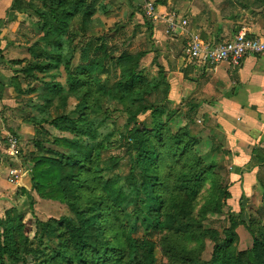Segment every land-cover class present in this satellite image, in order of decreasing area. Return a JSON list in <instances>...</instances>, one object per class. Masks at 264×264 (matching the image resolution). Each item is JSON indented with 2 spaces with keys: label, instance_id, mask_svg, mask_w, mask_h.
Instances as JSON below:
<instances>
[{
  "label": "trees",
  "instance_id": "1",
  "mask_svg": "<svg viewBox=\"0 0 264 264\" xmlns=\"http://www.w3.org/2000/svg\"><path fill=\"white\" fill-rule=\"evenodd\" d=\"M107 5L13 0L7 10L34 20L29 59L11 64H27L19 72L43 89L23 91L18 73L7 86L17 101L36 93L43 103L39 117L23 121L33 127L39 149L30 158L31 187L42 200L65 206L68 215L31 222L6 212L0 264H157L156 249L163 264H264V222L245 225L241 209L228 211V227L220 233L207 226L230 198L221 172L226 152L210 145L202 151L207 141L197 122L206 115L188 103L171 105L158 57L149 75L141 66L149 51L110 48L127 23L105 28L98 15H111ZM45 75L63 81L38 77ZM69 101L74 105L67 111ZM115 149L120 154L112 155ZM238 226L251 236L247 250L237 248ZM207 241L212 248L204 260Z\"/></svg>",
  "mask_w": 264,
  "mask_h": 264
},
{
  "label": "crops",
  "instance_id": "2",
  "mask_svg": "<svg viewBox=\"0 0 264 264\" xmlns=\"http://www.w3.org/2000/svg\"><path fill=\"white\" fill-rule=\"evenodd\" d=\"M12 1L0 0V103L11 102L14 93L7 87L16 71L10 58L14 48L8 40L13 22L19 17L30 24L34 22L26 15L7 13ZM162 1V5L156 3L159 13L176 11L187 20V32L172 36L183 38L184 43L195 37L215 46L239 33L247 38L264 36V4L251 0ZM153 25L164 29L162 23ZM160 59L167 73L171 105L196 106L199 115H206L202 120L205 133H213L206 137L210 146H219L226 152L230 198L225 208L240 213L241 205L257 201V189L262 187L259 178L264 172V53L245 57L238 66L223 62L208 67L187 59L184 52L181 57L171 50L161 53ZM215 132L219 143L213 141Z\"/></svg>",
  "mask_w": 264,
  "mask_h": 264
},
{
  "label": "rangeland",
  "instance_id": "3",
  "mask_svg": "<svg viewBox=\"0 0 264 264\" xmlns=\"http://www.w3.org/2000/svg\"><path fill=\"white\" fill-rule=\"evenodd\" d=\"M108 3L111 15L109 17L98 18L104 24L105 28L112 27L114 22L124 23L126 21L127 25H123L125 28L122 33L110 41V48L119 50L120 48L125 49L128 53H136L137 51H149L145 58L141 61V66L146 67V74H155V67H151L150 64L154 57H158V63H161L160 54L166 51H173V53H180L183 56V49L185 43L183 38L173 39V35H165L164 29L162 27H156L155 25L149 23L144 19L141 0H104ZM134 6L135 8H132ZM133 13L132 19L128 22L129 14ZM34 21V20H33ZM99 31L98 25L95 28ZM134 35L133 39L128 40L130 35ZM11 45L13 46V54L10 58L15 60H28L29 56L26 53V48L34 42L36 37L35 30L31 27L30 22H27L24 17H19L13 22V28L10 30ZM128 42V44H127ZM166 42V43H165ZM27 65V64H26ZM25 65V67H26ZM18 73V79L21 83L23 91H29L30 89H37L41 92L42 86L37 82H30L22 75L19 71L24 69L23 66H15ZM43 82L48 81H63L62 77L51 78L48 75L38 76ZM37 94H24L20 96L19 100H15L16 95L13 93L11 102L0 103V219L5 218L6 212L16 211L17 213L24 216V221H33V218H37L41 221H46L47 219L54 218L58 219L60 217L68 215V210L65 206L52 203L50 201L42 200L32 189L29 170L32 167L30 158L39 150L34 145V129L30 125L24 123V119L31 116H40V111L42 110L43 103L37 98ZM74 103L69 101L67 111L72 109ZM143 120V117L140 118ZM202 122V121H201ZM200 121L197 122L198 125L203 129L202 136L207 141V135H213L210 131L208 134L205 133V126ZM183 119L181 117L182 125ZM119 126H122L123 120L120 118L117 122ZM45 129L49 131L50 134L54 135L51 128L45 126ZM9 137H16L18 140L16 150H11L6 145L7 139ZM41 139L44 135L40 136ZM204 140V141H205ZM214 143H219L220 137L218 132L214 134ZM207 144L202 146V151L207 148ZM45 148H49L45 144ZM112 155L120 154L119 150H113ZM221 172L223 177L227 179V159L223 157ZM124 164V161H123ZM14 172L16 176L15 184H9L8 179L11 172ZM262 184L261 189H257L259 195L257 201L254 203H249L241 205L240 207L245 210L242 215L241 220L245 225L249 226L251 222L254 225H261L264 222V172L261 173L259 178ZM260 196V197H259ZM209 228H212L219 233L228 227V210L224 209L223 213L218 216L209 217L206 222ZM238 235L237 248L238 250H247L252 245V239L250 234L247 232L246 228L243 226H238L236 229ZM212 245L207 241L205 252L202 255L204 260H208L211 254ZM155 257L157 259V264H163L165 261L162 259L158 249L155 251Z\"/></svg>",
  "mask_w": 264,
  "mask_h": 264
},
{
  "label": "built area",
  "instance_id": "4",
  "mask_svg": "<svg viewBox=\"0 0 264 264\" xmlns=\"http://www.w3.org/2000/svg\"><path fill=\"white\" fill-rule=\"evenodd\" d=\"M144 18L152 24L162 23L165 35L185 34L187 20L179 16L176 11L159 13L153 1L141 0ZM183 52L187 59L198 60L208 67L227 62L232 66H238L245 57L261 55L264 53V36L262 38H247L244 34H237L229 41L215 46L204 44L195 37H189ZM18 140L9 137L6 145L11 150H16ZM16 176L12 171L8 183L15 184Z\"/></svg>",
  "mask_w": 264,
  "mask_h": 264
}]
</instances>
